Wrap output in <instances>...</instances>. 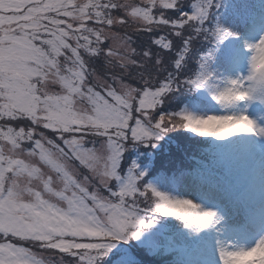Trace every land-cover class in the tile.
I'll use <instances>...</instances> for the list:
<instances>
[{
	"label": "snow or ice",
	"instance_id": "obj_1",
	"mask_svg": "<svg viewBox=\"0 0 264 264\" xmlns=\"http://www.w3.org/2000/svg\"><path fill=\"white\" fill-rule=\"evenodd\" d=\"M214 2L0 0V264H52L33 248L59 253L54 264H100L160 218L190 233L222 232L217 210L146 183L125 156L177 128L264 137L246 114L169 110L185 90L215 87L212 57L196 49L234 34L209 27ZM247 50L264 53V36ZM228 83L213 94L218 103L225 92L250 101L264 91V74ZM215 119L234 123L208 124ZM216 245L219 264H233L264 249V229Z\"/></svg>",
	"mask_w": 264,
	"mask_h": 264
},
{
	"label": "rangeland",
	"instance_id": "obj_2",
	"mask_svg": "<svg viewBox=\"0 0 264 264\" xmlns=\"http://www.w3.org/2000/svg\"><path fill=\"white\" fill-rule=\"evenodd\" d=\"M214 3L225 7L223 14L218 15V18L223 16L219 20V25H223L224 28L234 34L205 54V56L211 55L212 57L208 62L209 71L213 73V79L210 83L215 86L214 88H223L227 86L229 79L236 78L238 74L248 75V61L252 53L247 50V45L255 43L261 36H264V0H215ZM197 91L200 98L190 99L184 109L197 115L219 114V106L212 99V90L206 88ZM231 114H246L254 119L258 125L264 126V91L257 92L255 98L250 101L239 102L233 106ZM184 131L188 133L191 139L202 140L214 146L216 153L221 157L219 159L221 163L215 162L217 163L215 165L217 175L213 176L206 173L196 175L187 171L176 175L164 173L154 181H150V184H154L160 190L173 196L192 199L207 208L217 210L222 217L218 226L222 229V232L218 234L217 230H206L195 234L190 233L185 228L186 231L182 230L176 234H169V231L161 229L156 223L139 240H135L140 247L163 257L177 255L183 257L188 248L194 243L189 254V260L194 262L201 259V261L194 264H219L216 252V241L218 239L226 242H244L250 236L243 225V218L239 214L244 212L252 214V221L264 216V204H262L264 202V137L236 134L221 140L216 137L198 136L185 129H175L167 132L158 141L156 147L139 142L134 144H137L138 147L144 145V148L153 150H169V141L174 136H178L180 132L185 138ZM240 140L244 145L241 144ZM253 142L256 143L252 145ZM174 144L177 145V141H174ZM137 151L139 153H136L134 162L139 166V170L146 172L148 167L150 170L148 164L146 167L141 166L139 161L141 151L140 149ZM252 157H255L258 162L261 161L262 173L252 165L240 168L233 163L234 158H240L246 164L251 161ZM230 162L232 164H229L231 167L229 169L233 170V176L250 183L260 179L262 182L254 184L251 188L241 189L244 183L234 187V179L228 174L229 169L226 168V165ZM236 195L239 200L238 210L233 205V199ZM249 199L253 201V204H249ZM254 225L257 226L256 228L260 227V230L264 229V217ZM197 235L202 238L203 244L199 242ZM119 248V244H117L110 254H117ZM121 249L126 248L121 246ZM33 251L38 254L37 258L42 257L46 262H52V264L60 256L59 253L43 251L39 248H33ZM128 261L125 256V258L121 257L116 264H128Z\"/></svg>",
	"mask_w": 264,
	"mask_h": 264
},
{
	"label": "trees",
	"instance_id": "obj_3",
	"mask_svg": "<svg viewBox=\"0 0 264 264\" xmlns=\"http://www.w3.org/2000/svg\"><path fill=\"white\" fill-rule=\"evenodd\" d=\"M143 39H147V37H143ZM197 53H198V56L201 55L200 51H198ZM195 59H196V56L193 57V61H190V64L194 63ZM187 95H188V89L185 90L184 92H182L177 98L174 99L169 110L182 109L185 102H186V96ZM184 134H185V138H183V136L181 135V132L179 133L178 136H174L172 138L173 142H174V140L181 141L183 139L184 140L188 139L189 137L185 131H184ZM173 142H171V144H173ZM128 147L132 148L134 150L138 149L134 144L129 145ZM142 152L147 153L148 151L145 148V149H142ZM166 153L167 152L164 150L154 152L155 155L153 156V160H151L153 162V163H151L152 164L151 168L153 169V170H151L152 172H154V173L158 172V170H160L162 167L170 168V169H168L169 172H177V169L179 167L185 165V161L189 162L190 165L194 164L193 157L196 155V152L191 150L190 148H186L184 155H181V151L179 148H173L170 152H168V154H166ZM175 155H178V156L176 157ZM143 206L144 205L141 204V207H143ZM109 262H110V259L106 260V261L104 260L101 264H108ZM135 264H147V262L142 261V259H140L138 257Z\"/></svg>",
	"mask_w": 264,
	"mask_h": 264
},
{
	"label": "clouds",
	"instance_id": "obj_4",
	"mask_svg": "<svg viewBox=\"0 0 264 264\" xmlns=\"http://www.w3.org/2000/svg\"><path fill=\"white\" fill-rule=\"evenodd\" d=\"M249 69L248 74L251 73H260L264 74V53H254L249 57ZM239 74L237 75V77ZM234 79V78H232ZM230 87V84L228 83L226 87L223 88H213L212 90V99L215 102L216 105L219 106V114H205L204 116H217V117H227L229 114H231L233 106L237 105L236 103V95L235 93H229L225 92L219 103L216 99H214V93L216 95H219L221 91L226 90ZM240 102H244V100H240ZM224 122L234 123V121H226V119H215V120H209L208 124H220ZM178 125H182V121H177ZM180 129V128H177ZM222 227V225H221ZM259 257H264V249L257 250L256 252L250 253L249 255H246L244 257H240L238 259H234L233 264H249L250 261H255Z\"/></svg>",
	"mask_w": 264,
	"mask_h": 264
}]
</instances>
